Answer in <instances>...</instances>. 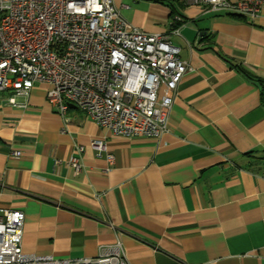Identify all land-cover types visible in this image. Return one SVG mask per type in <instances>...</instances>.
<instances>
[{
	"label": "crops",
	"instance_id": "crops-1",
	"mask_svg": "<svg viewBox=\"0 0 264 264\" xmlns=\"http://www.w3.org/2000/svg\"><path fill=\"white\" fill-rule=\"evenodd\" d=\"M113 2L143 31L178 27L170 40L188 70L167 131L115 137L73 105L62 117L46 83L13 101L0 91V208L24 212L22 250L95 256L118 238L129 264H264V102L236 70L264 80V3L250 18L183 0ZM75 144L79 172L67 164Z\"/></svg>",
	"mask_w": 264,
	"mask_h": 264
},
{
	"label": "built area",
	"instance_id": "built-area-1",
	"mask_svg": "<svg viewBox=\"0 0 264 264\" xmlns=\"http://www.w3.org/2000/svg\"><path fill=\"white\" fill-rule=\"evenodd\" d=\"M183 1L250 18L264 3ZM177 31H143L120 15L113 0H0V91L10 90L13 101L46 83L45 98L62 117L72 104L115 137L157 138L167 131L172 98L188 70L170 40ZM89 144L97 157L106 151L101 138ZM73 147L67 164L79 172L83 146ZM106 159L113 161L111 154ZM23 225L22 210L0 208V264H129L118 238L95 256L25 252Z\"/></svg>",
	"mask_w": 264,
	"mask_h": 264
},
{
	"label": "trees",
	"instance_id": "trees-1",
	"mask_svg": "<svg viewBox=\"0 0 264 264\" xmlns=\"http://www.w3.org/2000/svg\"><path fill=\"white\" fill-rule=\"evenodd\" d=\"M236 70L240 74H242L244 77H246L250 82H252L256 86H258L259 91H260V99L262 100V102H264V80H262L256 76H253L252 74H250L247 70H245L241 66L237 65Z\"/></svg>",
	"mask_w": 264,
	"mask_h": 264
},
{
	"label": "water",
	"instance_id": "water-1",
	"mask_svg": "<svg viewBox=\"0 0 264 264\" xmlns=\"http://www.w3.org/2000/svg\"><path fill=\"white\" fill-rule=\"evenodd\" d=\"M72 105V104H69V106ZM74 106V105H73Z\"/></svg>",
	"mask_w": 264,
	"mask_h": 264
}]
</instances>
